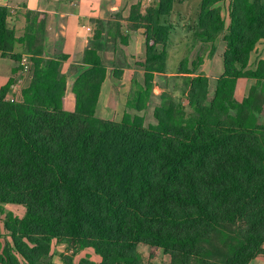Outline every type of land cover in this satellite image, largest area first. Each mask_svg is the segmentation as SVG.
Wrapping results in <instances>:
<instances>
[{"label":"trees","instance_id":"obj_1","mask_svg":"<svg viewBox=\"0 0 264 264\" xmlns=\"http://www.w3.org/2000/svg\"><path fill=\"white\" fill-rule=\"evenodd\" d=\"M173 1L133 4L122 24L92 20L72 110L60 72L66 55H45L46 14L25 11L16 37L0 5V55L13 62L0 87V203L24 207L22 216H4L9 241L0 264H50L53 240L75 251L90 247L100 258L79 264H149L139 245L162 251L168 264H248L264 256V59L248 67L264 38V0H201L193 37L211 42L213 52L222 34L223 71L210 95L208 77L195 73L202 57L190 67L182 60L177 98L155 82L171 30L162 17ZM108 26H116L122 44V27L143 29V82L127 105L141 111L152 91L159 93L154 124L127 111L119 121L95 114ZM15 43L29 56L30 75L9 100L14 74L23 70ZM113 76L119 80L118 66ZM239 78L255 80L240 101Z\"/></svg>","mask_w":264,"mask_h":264},{"label":"crops","instance_id":"obj_2","mask_svg":"<svg viewBox=\"0 0 264 264\" xmlns=\"http://www.w3.org/2000/svg\"><path fill=\"white\" fill-rule=\"evenodd\" d=\"M157 1L158 0H0V5H4L8 8L9 14L7 23L9 27L14 29L16 37L22 36L24 33L26 24L25 11L36 10L46 14L45 55L47 57H57L62 54L66 55V58L61 62L60 72L66 75L64 105L67 110H72L75 106L72 86L76 76L82 70L80 68V62L83 57V52L88 47L89 41L93 35L95 23L92 20L96 18L104 20L110 19L113 22L118 21L122 24L123 19L129 14L131 5L141 3L145 6H151ZM176 1L179 4L184 2V0H174L173 5ZM200 2L201 0L192 2L194 5L193 10L189 9L190 6H192V4H189L187 15H178L183 21L182 24L179 23L181 27H189L188 34L184 37H180L181 45L179 48H174V46L171 45L169 50L171 40L174 43L177 42V33H172V29L174 28L172 24L167 23V20L164 22L171 26L169 40L165 46L167 53L166 60L168 55L176 50L179 56L182 55V59L177 64V71L175 73H166L164 67L161 72L155 74V82L159 86H162L159 82L162 77H165L166 82L167 78L171 76L178 79L176 75H181L177 72L182 60L188 59V67H190L192 60L197 56H201L202 61L200 65H198L195 73L205 74L208 77L209 92L211 94L215 88V80L223 71L222 53L225 46L222 40V34L218 35L217 39L214 41L215 50H213V52L210 51L211 42H202L199 39H192L193 30L197 25ZM171 11H173V6ZM168 15H166V17ZM222 15L225 17L227 16L225 9H223ZM122 29L128 34V37L126 44H122L118 41L117 45L118 51L122 53L120 57L121 64L118 63V67L121 69V76L119 80L113 76L115 64L113 65L111 62H115L117 51L115 52V49L111 50L110 57L105 58L104 51L101 50L100 55L106 65V76L101 85V91L95 110V114L98 117L115 121H119L125 112L123 108L129 99L128 94L131 88L132 73L138 71L140 74H143V68L140 65L143 61L144 53L143 29H138L136 31H126L124 27H122ZM206 43L210 44V46L205 45ZM258 47H261V49L257 51ZM14 50L22 53L25 61L29 63V56L25 53L24 47L21 44L15 43ZM109 58L110 61L108 62L107 59ZM259 59H264V38L256 43L251 52L248 67H255ZM12 66V60L1 57L0 55V87L4 85L12 75ZM17 77L18 76H15V78ZM16 80L17 81L11 85V88L18 84V78ZM122 84H124V86H122ZM253 84H255L254 79L239 78L236 82L235 97L240 101L248 93L249 88ZM110 101H112L113 104H110ZM118 106L121 107L120 114L116 112ZM12 205L13 204L5 205L0 203V207L8 206V208H10ZM6 236L8 237L7 234ZM5 241H9V239L6 238L4 242ZM4 242L1 244L2 246ZM261 257L264 256L255 257L254 259ZM254 259L248 264L260 260ZM262 263L263 262H260L259 264Z\"/></svg>","mask_w":264,"mask_h":264},{"label":"rangeland","instance_id":"obj_3","mask_svg":"<svg viewBox=\"0 0 264 264\" xmlns=\"http://www.w3.org/2000/svg\"><path fill=\"white\" fill-rule=\"evenodd\" d=\"M192 2H196V0H184V2L182 4H179L176 1L175 4L173 5V11H171L167 17L165 16L162 19L163 22H165V20H167L168 21L167 23H170L173 25L174 28L172 29V31H173L172 33H174V34L177 33V37H176L177 42L174 43L171 40L170 45H169V50H170L171 45H173L174 48H179L181 45L180 37H184L189 32V30H188L189 27H187V26L181 27L180 24H182L183 21L181 18H179L178 15L179 14L187 15L188 14L187 10L189 8L188 5L192 4ZM193 8H194V5L192 4V6H190L189 9L193 10ZM121 32H124V30L122 28H121ZM192 39L198 40L195 37H192ZM118 41H119V35L117 33L116 26L106 27L104 29L103 37H102V42L104 44V46H103L104 47L103 48L104 57L105 58L110 57V51L115 49V52L117 51V57H116L115 62H113V61L111 62L113 65L115 64V66H118L119 64H121L120 57H121L122 53H121V51H118V49H117ZM205 45L210 46V44H208V43H206ZM214 48H215V46H214ZM260 49H261V47H258L257 51ZM181 59H182V55L179 56L177 50L171 52L168 55L167 60H166L165 72L168 74L175 73L177 71V64L180 62ZM105 61H106V59H105ZM107 61L109 62L110 58L107 59ZM29 75H30V72L24 71V70H21V71L19 70L15 74V76H18L17 77L18 78V84L10 89V92L7 95L9 100L11 98L12 99L15 98V96H17L19 94V91L21 90V88H23L27 84ZM176 78H178V79H175L174 76L168 77L167 82H166L165 77L164 78L162 77V78H160V81H159L161 83L162 87H165V89L167 90V93L172 94L173 96H175V98H177V96L179 95L178 85L181 81V75L180 76L176 75ZM142 82H143V74H140L138 71H135L134 73H132L131 85H130L131 88L129 90L128 98L132 97L134 91L136 90V88L138 86H140L142 84ZM122 86H124V84H122ZM210 95H212V94L210 93ZM181 101L183 104H186L185 100H181ZM159 103H160V95H159V93H157L153 90L150 97L148 98V106L145 107L143 110L136 111L131 106L127 105V103L123 109L125 111H127L128 113H130L131 115H134V114L142 115L144 117V125H148V124L156 123V119L153 115V109ZM110 104H113V102L110 101ZM116 112H118V114L121 113V107L120 106L117 107ZM187 112H190V110H187ZM263 116H264V114H263ZM105 117H107V116H105ZM260 119L262 120L263 117H261ZM9 212L15 216H22L24 213V207H22L20 205H12V206H10V208H8V206L0 207V248H1V246H2L1 244L4 242V240L6 238L9 239L6 236V232H5L4 227H3L4 216L6 214H8ZM263 248H264V245H263ZM139 250L145 257L148 258L149 264H168L167 259L162 258V251H160V250L152 251L151 248L149 246H146V245H139ZM82 258H85L86 260H91L94 262H98L100 260L99 256L95 253L94 249H92L90 247H87L84 249H78L77 251H75L72 244H70V243L66 244L64 241L60 242L57 240H53L50 243V264H79V261ZM257 259H260V260L259 261H253L252 264H259L260 262H263L262 264H264V257L257 258ZM257 259H254V260H257ZM67 261H69V263H67Z\"/></svg>","mask_w":264,"mask_h":264},{"label":"built area","instance_id":"obj_4","mask_svg":"<svg viewBox=\"0 0 264 264\" xmlns=\"http://www.w3.org/2000/svg\"><path fill=\"white\" fill-rule=\"evenodd\" d=\"M22 66H23V70L27 71V69L29 68V64L28 62L25 61V58L22 59ZM10 100H13L12 98Z\"/></svg>","mask_w":264,"mask_h":264}]
</instances>
